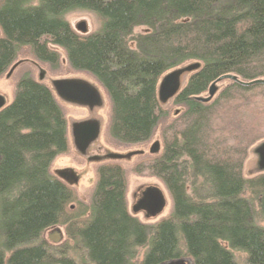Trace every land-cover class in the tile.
Here are the masks:
<instances>
[{
	"label": "trees",
	"instance_id": "1",
	"mask_svg": "<svg viewBox=\"0 0 264 264\" xmlns=\"http://www.w3.org/2000/svg\"><path fill=\"white\" fill-rule=\"evenodd\" d=\"M76 10L95 13L99 28L76 29L67 17ZM140 25L149 30L132 48ZM54 47L105 90L123 145L148 142L168 117L161 76L201 64L174 98L182 112L162 127V148L134 165L164 183L173 209L154 223L132 215L115 160L98 167L92 200L82 201L51 171L69 151L67 117L51 88L26 76L0 111V264H264V173L244 175L264 139V83L229 80L199 99L227 74L264 79V0H0V77L25 48L60 70ZM57 226L67 238L51 243L44 234Z\"/></svg>",
	"mask_w": 264,
	"mask_h": 264
},
{
	"label": "rangeland",
	"instance_id": "2",
	"mask_svg": "<svg viewBox=\"0 0 264 264\" xmlns=\"http://www.w3.org/2000/svg\"><path fill=\"white\" fill-rule=\"evenodd\" d=\"M67 17L76 29L85 28L86 31H93L99 28L100 23L97 16L91 11L76 10L69 13ZM148 30V27L143 25L134 27L131 36L128 38L129 45L135 48L134 38L146 33ZM54 48L61 53L62 67L58 71H53L47 64L38 61L28 48H25L19 54L16 61L0 77V111L14 101L17 84L21 78L28 76L47 84L68 120L69 151L55 159L51 168L52 173L71 184L76 190L78 197L82 201L89 203L92 200L96 186L98 167L112 160L118 161L126 171L128 181L127 199L130 213L145 223H154L168 216L173 209V201L168 189L156 177L136 174L134 165L144 155L152 154L151 147L155 142L159 141V148H162V127L182 112V107L175 105L174 98L186 85L190 75L201 64L189 61L180 67L168 70L161 76L157 92L163 109L169 113L168 117L162 118L159 128L148 142L136 145H123L116 141L110 132L112 120L111 104L105 90L92 76L86 73L70 71L65 51L60 47ZM174 72L178 74V86L176 92L172 93L167 88L163 89L162 87L165 78ZM65 79H80L91 84L97 90L100 102L90 105L66 100L60 95L57 88L58 82ZM228 83L229 80L218 82L216 84L218 87L216 95ZM208 95L209 91L203 94L202 97H207ZM91 128L94 130L93 135H91ZM263 158L264 139H261L255 142L248 151L244 164L245 177H253L264 173ZM152 187L158 188L164 197V207L157 214H152L147 209H138L140 200L147 193V190ZM189 191L191 192V190ZM56 228L62 230L64 238L61 242H64L67 238L64 226H57L46 231L44 234L45 239L49 240L50 233ZM238 255L244 257L241 254ZM142 256L143 253L141 252L139 260L142 259Z\"/></svg>",
	"mask_w": 264,
	"mask_h": 264
},
{
	"label": "water",
	"instance_id": "3",
	"mask_svg": "<svg viewBox=\"0 0 264 264\" xmlns=\"http://www.w3.org/2000/svg\"><path fill=\"white\" fill-rule=\"evenodd\" d=\"M81 30L86 31L85 28ZM177 78H178L177 72L170 74L168 77L165 78L162 88L163 89L167 88L168 91L175 93L178 86ZM222 80L238 81L246 85L264 83V79H257L252 82H244L240 80L236 75L227 74L220 77L211 84L209 88V95L207 97L201 96L199 97V99L203 101L212 100L218 91V87L216 84ZM57 88L60 95L63 98L72 102L81 103V104H90V105H94L100 102L99 94L95 89V87H93L91 84L87 83L86 81L80 79H65L59 81L57 84ZM0 104H1V100H0ZM91 131H92L91 135H93L94 133L93 128ZM159 147H160V142L159 141L155 142L151 147V153L152 154L158 153L160 151ZM163 207H164V197L162 193L158 188L152 187L147 190V193L140 200L138 209L140 208L147 209L150 213L157 214L163 209ZM63 238H64V234L60 228H56L49 235V240L53 243H60L63 240ZM163 264H194V263L191 258L185 257V258L169 260Z\"/></svg>",
	"mask_w": 264,
	"mask_h": 264
},
{
	"label": "flooded vegetation",
	"instance_id": "4",
	"mask_svg": "<svg viewBox=\"0 0 264 264\" xmlns=\"http://www.w3.org/2000/svg\"><path fill=\"white\" fill-rule=\"evenodd\" d=\"M88 126H90V125H88ZM90 127H92V126H90ZM92 129V128H91Z\"/></svg>",
	"mask_w": 264,
	"mask_h": 264
}]
</instances>
